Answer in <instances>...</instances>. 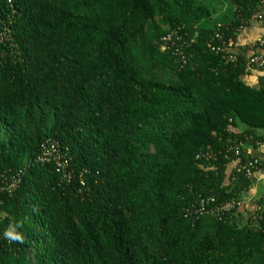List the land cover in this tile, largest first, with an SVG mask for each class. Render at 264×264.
<instances>
[{"label":"trees","instance_id":"trees-1","mask_svg":"<svg viewBox=\"0 0 264 264\" xmlns=\"http://www.w3.org/2000/svg\"><path fill=\"white\" fill-rule=\"evenodd\" d=\"M228 1L225 23L202 0H0V181L20 178L0 264H264V195L246 219L190 214L241 202L264 143L263 75L209 46L264 0ZM51 142L70 171L36 161Z\"/></svg>","mask_w":264,"mask_h":264},{"label":"built area","instance_id":"built-area-1","mask_svg":"<svg viewBox=\"0 0 264 264\" xmlns=\"http://www.w3.org/2000/svg\"><path fill=\"white\" fill-rule=\"evenodd\" d=\"M263 13L262 12H257L253 18H262L263 17ZM174 34L173 33H169L167 35H164L161 39L162 41V47L166 48L167 45L171 43L172 45H176L177 41L174 39ZM217 38H221V36L218 34ZM257 43H260L264 46V39L263 38H259L257 40ZM235 40L230 39V40H222L221 44L219 45H214L212 43H210V47L212 48V50H214L217 53H222L224 54L228 60H236L237 54L234 52V48H235ZM264 70V56L262 55H252L250 56V60L248 61V65H247V70ZM264 72V71H263ZM264 77V74H263ZM244 146V144L242 143H237L236 145H234V152L235 154H239L241 151V148ZM232 149V148H231ZM200 158H211L213 157V152H202L199 155ZM51 160H54L57 166V170L58 171H63V172H67L70 171L69 170V162L68 159L66 158V154L60 149L58 148V145L56 142H51L49 144H43L41 147V153L40 155L37 157L36 161H46L49 162ZM262 161H260L258 158H253L249 161V163L245 166V174L246 176L253 180L254 178L256 179V174L259 172L261 173L262 171H260L259 166L261 164ZM243 169V168H242ZM241 169H239L240 171ZM18 181H20V178L18 175H14L12 177H7L4 176L3 179L0 181V191L5 190V189H9V190H13L18 186ZM213 199H205L202 198L200 199V201L198 202V204H196L193 208L192 211H190V214L193 216H198V215H202V214H206V213H211V214H220L222 211H230L232 209H234L236 206H240L241 202L232 200L230 202L225 203L224 205H222L221 207H215L212 209H208V205L210 204V202H213Z\"/></svg>","mask_w":264,"mask_h":264},{"label":"crops","instance_id":"crops-1","mask_svg":"<svg viewBox=\"0 0 264 264\" xmlns=\"http://www.w3.org/2000/svg\"><path fill=\"white\" fill-rule=\"evenodd\" d=\"M222 12L223 11H219L218 15H221ZM261 12L264 14V4L261 8ZM259 38L264 39V15L262 18H253L249 25L240 30L235 41L236 45L234 52L237 55H241L246 58L252 55L264 56V46L257 43ZM263 71L259 69L255 70L251 74L247 75L245 80L250 85L259 87V79L264 74ZM254 156H256L260 161H264V143L258 142V148L255 150ZM263 195L264 174L258 172L256 174V181L254 182L253 187L244 195V197L241 198L238 215L240 212H243V217L245 219L248 218L253 212V207H255L257 200H259ZM250 207H252V212L247 211ZM261 210L264 211V205L261 206Z\"/></svg>","mask_w":264,"mask_h":264},{"label":"rangeland","instance_id":"rangeland-1","mask_svg":"<svg viewBox=\"0 0 264 264\" xmlns=\"http://www.w3.org/2000/svg\"><path fill=\"white\" fill-rule=\"evenodd\" d=\"M207 4H212L216 8L214 13V20L220 22H228L232 18L233 5L228 0H202ZM219 11H223L221 15H218ZM249 211V210H248Z\"/></svg>","mask_w":264,"mask_h":264}]
</instances>
